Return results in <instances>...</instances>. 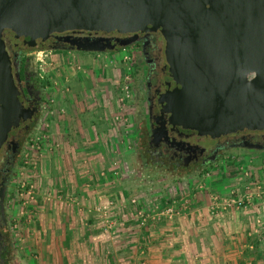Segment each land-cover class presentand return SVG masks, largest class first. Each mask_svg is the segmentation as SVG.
<instances>
[{"label":"rangeland","instance_id":"obj_1","mask_svg":"<svg viewBox=\"0 0 264 264\" xmlns=\"http://www.w3.org/2000/svg\"><path fill=\"white\" fill-rule=\"evenodd\" d=\"M86 53L30 54L43 101L11 187L10 264H56L51 240L82 236L76 226L81 222L91 224L96 236L131 239L135 226L153 221L155 211L192 205L193 199L217 211L232 199H242L245 211L257 206L264 153L233 151L189 173L156 165L145 152L134 49L90 53L91 70L80 57ZM53 127L70 133L92 129L105 140L90 149H65L49 142ZM257 244L264 254V243Z\"/></svg>","mask_w":264,"mask_h":264},{"label":"water","instance_id":"obj_2","mask_svg":"<svg viewBox=\"0 0 264 264\" xmlns=\"http://www.w3.org/2000/svg\"><path fill=\"white\" fill-rule=\"evenodd\" d=\"M151 29L166 39L175 125L213 138L234 128L264 130V0H0V148L21 81L3 42L6 30L35 45L43 35L65 31ZM127 46L107 40L76 50L107 53Z\"/></svg>","mask_w":264,"mask_h":264},{"label":"flooded vegetation","instance_id":"obj_3","mask_svg":"<svg viewBox=\"0 0 264 264\" xmlns=\"http://www.w3.org/2000/svg\"><path fill=\"white\" fill-rule=\"evenodd\" d=\"M107 40L111 46L127 43L126 49L133 48L135 51L140 82L139 101L144 110L142 126L145 152L156 165L173 172L189 173L203 171L233 151L264 153V130L234 128L213 138L175 125L169 102L172 78L166 39L158 30L129 34L65 31L43 35L35 45L6 30L3 42L12 61L13 74L15 77L20 75L21 81L19 83L16 80L19 103L0 148V264L11 263V187L23 149L39 121L42 109L40 81L30 54L40 50L65 51L74 48L77 51L78 44H106Z\"/></svg>","mask_w":264,"mask_h":264},{"label":"crops","instance_id":"obj_4","mask_svg":"<svg viewBox=\"0 0 264 264\" xmlns=\"http://www.w3.org/2000/svg\"><path fill=\"white\" fill-rule=\"evenodd\" d=\"M86 54L80 57L86 60L91 70L95 67V58L90 53ZM66 136H70L69 141ZM103 140L105 134L98 137L92 129L70 133L53 127L49 142L59 146L62 144L65 149H90ZM191 202L192 205L171 208L169 211H155L153 214L156 213L157 217L136 225L131 239L111 238L103 233L96 236L91 224L77 223L76 226L83 231L82 236L77 237L72 233V236L51 240L53 262L262 264L264 254L257 250V243H264V190L257 206L248 211H217L208 204L200 205L199 200L193 199Z\"/></svg>","mask_w":264,"mask_h":264},{"label":"built area","instance_id":"obj_5","mask_svg":"<svg viewBox=\"0 0 264 264\" xmlns=\"http://www.w3.org/2000/svg\"><path fill=\"white\" fill-rule=\"evenodd\" d=\"M224 210H228L230 208L239 209V210H246L247 206L244 205V201L242 199L239 200H228L227 205L223 206Z\"/></svg>","mask_w":264,"mask_h":264}]
</instances>
